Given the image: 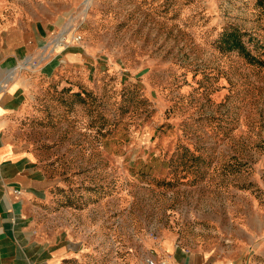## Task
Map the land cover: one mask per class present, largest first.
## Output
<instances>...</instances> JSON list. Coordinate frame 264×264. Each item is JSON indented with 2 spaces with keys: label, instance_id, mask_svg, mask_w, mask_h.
<instances>
[{
  "label": "rangeland",
  "instance_id": "obj_1",
  "mask_svg": "<svg viewBox=\"0 0 264 264\" xmlns=\"http://www.w3.org/2000/svg\"><path fill=\"white\" fill-rule=\"evenodd\" d=\"M7 56L38 220L111 264L167 241L264 264V0H0Z\"/></svg>",
  "mask_w": 264,
  "mask_h": 264
},
{
  "label": "crops",
  "instance_id": "obj_2",
  "mask_svg": "<svg viewBox=\"0 0 264 264\" xmlns=\"http://www.w3.org/2000/svg\"><path fill=\"white\" fill-rule=\"evenodd\" d=\"M11 59L7 56L0 64V264H111L110 259L96 257L95 246L77 236L53 232L46 221L38 220L45 213L49 186L43 169L27 154L16 152L8 136L23 104L25 82L13 77ZM148 255L163 264H247L223 253L183 248L169 241Z\"/></svg>",
  "mask_w": 264,
  "mask_h": 264
},
{
  "label": "trees",
  "instance_id": "obj_3",
  "mask_svg": "<svg viewBox=\"0 0 264 264\" xmlns=\"http://www.w3.org/2000/svg\"><path fill=\"white\" fill-rule=\"evenodd\" d=\"M238 37L239 36L235 30L231 31L229 34L223 35L222 42L225 43L227 50H237L239 52L243 51Z\"/></svg>",
  "mask_w": 264,
  "mask_h": 264
},
{
  "label": "built area",
  "instance_id": "obj_4",
  "mask_svg": "<svg viewBox=\"0 0 264 264\" xmlns=\"http://www.w3.org/2000/svg\"><path fill=\"white\" fill-rule=\"evenodd\" d=\"M15 193L18 194V191H15ZM137 264H163V262L152 257H146L138 261Z\"/></svg>",
  "mask_w": 264,
  "mask_h": 264
}]
</instances>
